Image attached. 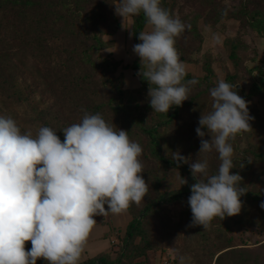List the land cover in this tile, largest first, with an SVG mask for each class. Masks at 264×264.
<instances>
[{
  "label": "trees",
  "instance_id": "16d2710c",
  "mask_svg": "<svg viewBox=\"0 0 264 264\" xmlns=\"http://www.w3.org/2000/svg\"><path fill=\"white\" fill-rule=\"evenodd\" d=\"M117 2L0 0V106L7 107L9 102L30 101L33 120L39 127L46 126L57 131L61 141L64 140L62 130L79 123L85 112L99 113L114 129L128 131L129 138L137 140L143 149L139 159L143 164L141 175L148 184V191L140 204L132 203L127 209L131 218L118 244V255L112 258L109 252H101L79 264H144L149 252L175 241L172 236L177 234L174 232L181 234L185 219L192 215L188 198L191 185L196 180L189 163L206 157L209 170H213L209 174H215L221 163L215 150L198 157L199 146L190 147L192 156L187 164L177 165L172 156L162 152L164 129H169L184 141H191L199 127L201 114L211 108L210 90L216 86L210 85L214 74L211 60L207 58L204 61L206 73L203 76L186 72L182 83L188 84L192 80L197 83L188 84L189 99L182 106H173L168 113L153 111L145 96V102H126L125 94L130 89L124 87V69H132V74L138 77L143 88L142 93L149 90V83L139 75L140 58L136 54L132 63H124L110 53L101 54L105 49L114 51V35L122 27V21L115 12L114 4ZM160 6L185 24V30L175 43L180 59L185 62H193L192 54L201 46L199 20L216 27L223 20L235 19L242 26L264 35V0H239V5L234 8L223 0H160ZM130 19V37L135 45L141 42L139 32L145 31L148 24L142 12ZM107 35L111 36L108 40L104 38ZM228 44L235 72H227L224 81L232 84L233 90L246 101L254 95L264 96V71L260 66L254 68L255 73L252 69L248 70L247 73L257 80L247 93L241 95L238 81L243 77L244 68L239 50L243 41L233 38L228 40ZM189 113H192L191 117L187 118ZM0 116L10 117V114L5 111ZM17 125L22 133H26L21 125ZM204 131L207 132L206 129ZM240 135L231 140L238 154L233 156L235 167L230 171L242 177L240 186L245 187L247 192L240 199L243 204L252 207L264 200V171L260 170L254 180L251 178L254 173L249 176L256 164L264 165V148L258 144L240 148L235 144ZM180 155L184 156L182 152ZM158 164L165 169L177 168L182 180L187 183L179 189L162 190L164 176L159 173ZM259 183L262 185L258 186ZM180 201H186L187 207L176 222L172 219L169 205ZM240 222L254 223L252 220ZM25 249H31L30 241L26 242ZM261 263L258 256L254 257L243 247L221 251L214 262ZM36 264H47V261L41 258Z\"/></svg>",
  "mask_w": 264,
  "mask_h": 264
},
{
  "label": "clouds",
  "instance_id": "9594fccd",
  "mask_svg": "<svg viewBox=\"0 0 264 264\" xmlns=\"http://www.w3.org/2000/svg\"><path fill=\"white\" fill-rule=\"evenodd\" d=\"M114 6L123 20L142 12L151 28L139 32L141 42L133 51L140 58L139 75L149 83L153 111L168 113L182 106L189 99L188 84L197 83H182L186 72L175 43L185 24L162 8L160 0H118ZM210 96L211 111L201 114L196 128L198 157L215 150L221 163L215 174H209L206 157L190 163L196 182L188 198L191 226L204 229L215 217L222 221L241 212L240 197L247 191L240 186L242 177L230 171L235 167L230 140L250 130L254 119L248 102L223 79ZM62 131L63 142L46 126L34 136L22 133L13 118L0 116V264H36L41 258L47 264H79L97 223L94 217L120 214L147 194L139 159L143 149L128 131L87 112ZM206 135L211 139H204ZM172 160L187 164L190 157L175 152ZM186 183L183 179L182 185ZM260 207L264 209V202ZM29 241L31 249L26 250Z\"/></svg>",
  "mask_w": 264,
  "mask_h": 264
},
{
  "label": "rangeland",
  "instance_id": "374dc122",
  "mask_svg": "<svg viewBox=\"0 0 264 264\" xmlns=\"http://www.w3.org/2000/svg\"><path fill=\"white\" fill-rule=\"evenodd\" d=\"M223 1L233 8L239 5V0ZM117 17L122 21V27L120 28V32L117 33L118 36L113 39L112 48L114 51L112 49H105L101 54L107 55L110 53L113 57L122 59L124 63H132L135 55L133 40L130 37L132 21L130 17L124 20L119 15ZM199 29L202 34V43L200 48L192 54L194 61L185 62L180 59L184 64L185 72L203 76L206 73L203 64L209 58L214 71L210 85H216L218 80H224L227 72H235L234 65L229 57L228 40L240 38L243 41V47L239 50V53L246 72L242 70L243 77L238 81L239 92L241 95L247 93L254 81L257 80L255 76L247 73L248 70L252 69V72L255 73L254 68L260 66L264 71V35L258 34L249 27L242 26L235 19L223 20L216 27L205 25L202 20H199ZM150 30V26L147 25L145 31ZM104 38L108 40L111 36L107 35ZM123 75L124 87L130 89L125 94L126 102H145L144 96L149 100L148 90H144L145 92L143 93L141 92L143 88L140 85L138 77L132 74V69H124ZM247 102L249 114L254 119L249 122L251 129L241 132V135L236 138L235 144H238L240 148L252 144H258L264 148V96L254 95ZM31 107L32 104L28 100L9 102L7 107L0 106V115H3L7 111L17 124L21 125L26 132L31 131L35 136L40 127L33 120ZM209 111H211V108L204 113L206 114ZM191 114H187L186 117L190 118ZM208 137L210 136H205L206 139ZM165 145H167V149H165ZM191 146H201V138L197 133L193 135L191 141L187 142L169 129H164L162 133V152L164 154L172 156V153L179 152L180 154L182 152L185 157L189 156L191 161L192 155L190 154L191 151H189ZM233 149V156H235L238 154V151L234 146ZM260 170L264 171V165L256 164L249 172V176L254 173V177L251 176L254 180ZM158 171L164 176L162 190H173L182 187V177L177 168L165 169L161 164H158ZM260 185L262 184L259 183L258 186ZM262 202L264 200L260 204ZM260 204L249 207V205L242 203V209L238 215L226 216L222 221L220 218L215 217L207 229H204L202 225L191 226L192 215H189L185 219L184 229H180L182 233L178 234L177 231H173L177 234L174 237L172 236V238H175V241L169 246H162L155 252H149L147 260L143 261L144 264H214L216 256L221 251L228 248L240 247L245 248L246 252H250L254 257L255 255L258 256L262 262L261 264H264V209L260 207ZM186 207V201L169 205L172 219L177 222ZM105 209L107 210V205H105ZM130 218L131 215L128 210L120 214L108 212L106 215L95 216L94 219L97 223L94 228L99 229L98 236L103 233V237L96 238L95 242L92 243L95 246L94 250L96 251L103 247V243L105 242L109 243L108 240L111 233L118 235L122 239L124 228ZM240 220H252L255 224L252 222V224L241 223ZM172 230H176V228ZM84 248H86V254L91 253L87 250L89 249L88 247ZM118 249L110 247L108 252L115 258L118 255Z\"/></svg>",
  "mask_w": 264,
  "mask_h": 264
},
{
  "label": "crops",
  "instance_id": "0c3cea01",
  "mask_svg": "<svg viewBox=\"0 0 264 264\" xmlns=\"http://www.w3.org/2000/svg\"><path fill=\"white\" fill-rule=\"evenodd\" d=\"M118 32H120V30L118 31ZM117 32V33H118ZM131 33V32H130ZM116 36H118V34H115L114 35V37H116ZM129 222V221H128ZM96 225V224H95ZM94 225V226H95ZM127 225V224H126ZM124 230H125V228H124ZM100 232V230L99 229H95L94 227H93V229H92V231H91V233H90V235H89V237H88V239H87V241H86V244H85V246L84 247H88L89 249H87L88 251H90L91 253L90 254H86V248H84V250H83V252H82V254H81V257H80V260H79V263H82V262H84L86 259H89V258H93L94 256H96L97 254H99V253H101V252H103V251H107L108 252V249L110 248V247H112V248H114V249H116V247H113V245L111 244V238L112 237H114V236H118V235H114L113 233H111L110 234V236H109V243L107 242H105V243H103V247H101L100 249H97L96 251L94 250V248H95V246L92 244V243H94L95 242V239L96 238H98V237H103V233H101L99 236H98V233ZM123 233H124V231H123ZM120 239V238H119ZM27 250V249H26ZM92 250V251H91ZM110 256H111V254H110ZM112 257V256H111ZM113 258V257H112Z\"/></svg>",
  "mask_w": 264,
  "mask_h": 264
},
{
  "label": "built area",
  "instance_id": "2783aa9c",
  "mask_svg": "<svg viewBox=\"0 0 264 264\" xmlns=\"http://www.w3.org/2000/svg\"><path fill=\"white\" fill-rule=\"evenodd\" d=\"M111 244L113 245V247L118 248V244H120V239L118 236H114L111 238Z\"/></svg>",
  "mask_w": 264,
  "mask_h": 264
}]
</instances>
